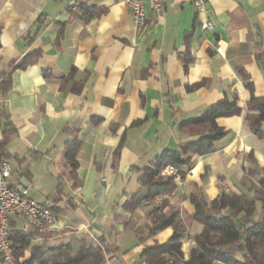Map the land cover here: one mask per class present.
Instances as JSON below:
<instances>
[{
  "label": "crops",
  "instance_id": "1",
  "mask_svg": "<svg viewBox=\"0 0 264 264\" xmlns=\"http://www.w3.org/2000/svg\"><path fill=\"white\" fill-rule=\"evenodd\" d=\"M206 1L211 32L201 31V17L189 0H163L159 18L147 9L142 28L124 0H0V111L16 129L6 146L9 187L57 209L56 230L36 236L32 245L58 246L73 234L103 237L118 248L108 264H139L145 245L167 241L168 229L144 242L133 232L150 223L149 203L133 214L123 208L140 191L139 172L163 150L177 151L180 143L210 131L207 124L182 127V122L222 99L235 98L245 109L250 94L238 69L249 77L253 95L264 97V75L254 57L256 45L264 50V0ZM30 52L39 53L36 62L13 69ZM83 79L80 92H73L72 85ZM217 124L228 134L215 142L213 153L193 158L168 198L188 231L184 259L191 236L201 231L185 197L196 189L207 200L221 190L244 192L240 179L249 169H264V140L241 116L219 118ZM74 137L80 141L81 185L70 192L68 205L56 188L60 178L70 182L64 145ZM10 224L32 230L22 217ZM30 256L26 250L20 263Z\"/></svg>",
  "mask_w": 264,
  "mask_h": 264
},
{
  "label": "trees",
  "instance_id": "2",
  "mask_svg": "<svg viewBox=\"0 0 264 264\" xmlns=\"http://www.w3.org/2000/svg\"><path fill=\"white\" fill-rule=\"evenodd\" d=\"M90 17L91 14L86 16L87 19ZM38 25L39 28L44 26L42 16L38 18ZM256 47L254 57L264 75V50L260 45ZM38 56V52L28 53L13 69H25L34 64ZM73 72L72 69L68 76L61 79L60 89H64L63 84L71 78ZM238 73L250 94L245 109L237 105L235 98L222 99L199 116L182 122V127L207 124L210 131L196 141L180 143L177 151L163 150L155 156L150 166L139 172L137 182L140 191L130 196L123 208L133 214L147 201V218L150 223H144L135 229V236L139 242H144L162 230L170 231L169 238L163 244L154 241L151 246L143 247L138 254L139 264H264V169H249L240 179L239 185L244 192L221 190L214 199L207 200L203 193L196 189L185 197L194 208L191 219L201 226V231L191 236L193 243L187 259H184L182 240L188 236V231L178 207L170 205L168 201L175 191L174 180L172 177L161 175L166 166H171L183 179L191 169L193 158L213 153L215 142L228 134V131L217 124L219 118L241 116L252 134L264 140V132L261 130L264 123V97H255L249 77L242 69H238ZM43 76L50 78L47 72H43ZM3 78V83L9 84L10 72L4 74ZM83 82L84 79L74 83L71 90L80 92ZM0 120V162H7L6 146L16 129L4 110L0 111ZM79 148L80 141L77 137L66 141L64 145V159L69 169L70 182L65 184L60 178L56 196L68 205L72 204L70 192L81 185L76 174V155ZM250 158L251 162L256 164L255 160ZM155 198H159L160 202H151ZM49 210L55 217L56 207L51 205ZM127 224L129 223H125L126 226ZM10 226L9 222L8 232L14 264H108V256L114 255L118 250L103 237L89 239L85 235L75 234L58 246L32 245L36 236L44 233H39L33 228L26 233ZM26 250L30 251L31 256L26 262L20 263ZM1 264L5 263L1 261Z\"/></svg>",
  "mask_w": 264,
  "mask_h": 264
},
{
  "label": "built area",
  "instance_id": "3",
  "mask_svg": "<svg viewBox=\"0 0 264 264\" xmlns=\"http://www.w3.org/2000/svg\"><path fill=\"white\" fill-rule=\"evenodd\" d=\"M196 13L201 17L202 32H211L214 23L207 15L206 0H189ZM136 27H144L145 12L148 9L155 18H159L163 0H124ZM161 175L172 177L176 184L182 183L178 171L166 166ZM10 167L7 162H0V261L14 264L9 240V222L14 217H22L28 225L39 233L56 230V219L49 208L36 203L27 197L25 192H16L9 187ZM104 181V180H103ZM151 202L159 203V198ZM145 203H148L147 201Z\"/></svg>",
  "mask_w": 264,
  "mask_h": 264
}]
</instances>
